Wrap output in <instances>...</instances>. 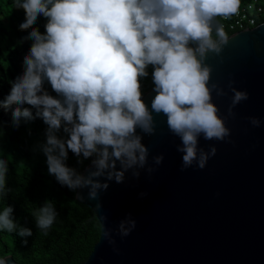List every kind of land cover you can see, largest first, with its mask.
<instances>
[{
  "label": "clouds",
  "instance_id": "clouds-1",
  "mask_svg": "<svg viewBox=\"0 0 264 264\" xmlns=\"http://www.w3.org/2000/svg\"><path fill=\"white\" fill-rule=\"evenodd\" d=\"M15 7L25 13L19 29H30L22 40L32 43L23 57V72L10 81L0 108L15 105L14 128L22 120L37 118L47 126L40 151L48 174L62 187L87 188L88 198L98 200L109 187L107 181L122 183L129 170L139 177L148 148L137 129L154 134L153 113L163 114L169 131L180 138L181 170L193 165L203 169L216 154L214 146L207 152L199 147L201 136L219 141L230 136L226 118L218 115L212 102L213 91L225 93L210 83L213 68L206 58L209 52L219 56L229 41L215 18L236 15L240 0H16ZM41 16L47 21L43 33L33 26ZM149 66L156 93L150 109L141 91ZM229 87L233 96L228 115L234 116L233 108L247 100L248 93L231 83ZM249 120L260 126L258 118ZM69 152L77 163L90 160L92 170L84 175L70 167ZM154 161L160 164L163 156ZM8 170V161L0 159V192L11 191L6 187ZM77 198L84 199L78 191ZM13 213L11 205L0 212V230L18 229L20 237L32 236V230L21 226ZM34 215L36 227L47 233L58 213L46 200ZM135 226L129 214L119 223L118 232L127 236ZM104 237L115 243L107 230Z\"/></svg>",
  "mask_w": 264,
  "mask_h": 264
},
{
  "label": "water",
  "instance_id": "water-1",
  "mask_svg": "<svg viewBox=\"0 0 264 264\" xmlns=\"http://www.w3.org/2000/svg\"><path fill=\"white\" fill-rule=\"evenodd\" d=\"M228 37L220 55L209 52L206 63L213 68L210 83L225 93L213 91L212 102L226 118L230 136L224 141L201 136L199 147L207 152L214 146L216 154L203 169L181 170L180 138L169 131L163 114L153 113L154 134L137 129L148 148L139 177L129 170L122 183L107 181L98 200L88 198L87 188L77 190L83 200L74 193L99 227L82 264H264V22ZM230 83L248 93L233 108L234 116L228 115ZM153 87L142 95L149 109ZM250 117L260 126L254 127ZM161 155L163 161L156 164L154 157ZM89 170L91 163L81 173ZM129 214L136 226L122 237L118 226ZM106 230L114 244L104 237ZM0 264L15 263L5 256Z\"/></svg>",
  "mask_w": 264,
  "mask_h": 264
},
{
  "label": "trees",
  "instance_id": "trees-1",
  "mask_svg": "<svg viewBox=\"0 0 264 264\" xmlns=\"http://www.w3.org/2000/svg\"><path fill=\"white\" fill-rule=\"evenodd\" d=\"M250 1L240 0L239 9ZM257 2L264 6V0ZM15 4L16 0H0V100L9 93L10 81L23 72V57L32 43L22 40L30 29H19L25 13ZM256 21L257 24L264 22V15ZM46 22L41 16L33 26L43 33ZM225 32L228 36L232 34ZM212 35L214 40L217 39L215 31ZM147 71L148 78L141 80L142 95L153 86L152 67L149 66ZM45 88L51 95H56L49 84L45 83ZM14 107L0 108V159L8 161L6 187L11 189L0 192V212L11 205L15 220L30 228L33 234L22 238L17 234L18 229L13 232L0 230V259L11 256L15 264H82L98 240V224L93 214L74 200L75 191L62 187L48 174L46 157L40 151L47 126L37 118L22 120L19 128H14L11 123ZM59 135L65 134L61 131ZM77 159L69 152L67 164L81 173L91 162L77 163ZM46 200L53 203L58 213L47 233L36 227L34 215ZM24 239L27 244L23 243Z\"/></svg>",
  "mask_w": 264,
  "mask_h": 264
},
{
  "label": "built area",
  "instance_id": "built-area-1",
  "mask_svg": "<svg viewBox=\"0 0 264 264\" xmlns=\"http://www.w3.org/2000/svg\"><path fill=\"white\" fill-rule=\"evenodd\" d=\"M264 15V6L259 4L257 0H251L238 13L229 17H216L218 23L223 25L227 32H238L253 28L257 25L256 19Z\"/></svg>",
  "mask_w": 264,
  "mask_h": 264
}]
</instances>
